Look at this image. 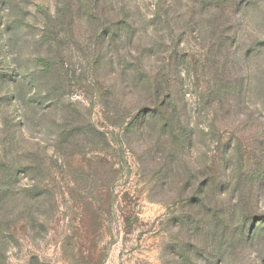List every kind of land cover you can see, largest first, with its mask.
Masks as SVG:
<instances>
[{"label": "rangeland", "instance_id": "374dc122", "mask_svg": "<svg viewBox=\"0 0 264 264\" xmlns=\"http://www.w3.org/2000/svg\"><path fill=\"white\" fill-rule=\"evenodd\" d=\"M0 264H264V0H0Z\"/></svg>", "mask_w": 264, "mask_h": 264}]
</instances>
